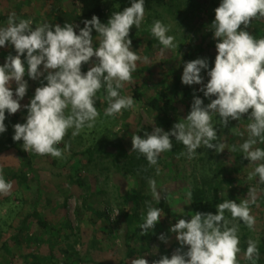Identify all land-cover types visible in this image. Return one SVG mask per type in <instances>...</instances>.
I'll list each match as a JSON object with an SVG mask.
<instances>
[{
    "label": "rangeland",
    "instance_id": "1",
    "mask_svg": "<svg viewBox=\"0 0 264 264\" xmlns=\"http://www.w3.org/2000/svg\"><path fill=\"white\" fill-rule=\"evenodd\" d=\"M71 3L0 0V16L9 15L33 32L45 28L58 34L40 40L13 23L0 26V106L11 115L20 114L16 142L32 136L56 162L39 164L41 180L51 191L47 215L53 230L42 234L34 225L20 240L19 250L10 242L11 249L0 253V263L47 261L51 243L64 264H129L127 234L138 227L130 223V196L138 194L150 200L147 215L145 210L141 215L145 226L138 233L134 264H156L159 258L169 264H248L251 251L264 244V199L244 164L251 160L259 167L264 158V0H173L120 26L84 19ZM83 48H94L116 62L146 97L163 92L172 101L173 129L183 141L179 153L168 155L156 143L165 141L156 113L132 98L124 76L113 80L116 94L95 97L89 104L81 101L91 70ZM244 55L248 71L238 76L236 67ZM28 113L44 125L37 127ZM115 135L127 148L140 145L152 152L158 166L154 181L143 185L101 160L79 174L83 191L68 192L78 155ZM3 143L1 134L0 178L20 168L19 155ZM209 144L213 168L224 165L218 172L223 192L236 203L238 227L227 233L212 228L205 235L193 220L189 191ZM233 169L236 173L230 175ZM31 192L33 186L9 201L0 199L1 233L30 212ZM161 201L169 211L158 206ZM78 207L85 211L81 223Z\"/></svg>",
    "mask_w": 264,
    "mask_h": 264
},
{
    "label": "trees",
    "instance_id": "2",
    "mask_svg": "<svg viewBox=\"0 0 264 264\" xmlns=\"http://www.w3.org/2000/svg\"><path fill=\"white\" fill-rule=\"evenodd\" d=\"M172 2L173 0H72L71 5L72 7H79L80 15L84 19H90L101 24L112 22L120 26L139 20L144 13L150 12L154 8L170 6ZM9 23H13L19 30L40 40L47 35H58L54 30L45 28L33 32L9 15L0 16V26ZM263 39L260 41L264 42ZM96 53L97 51L94 48H83L82 50L83 60L87 61L88 65L91 66V70L89 72L90 84H88L90 86L84 92L85 97L81 98V101L89 104L95 97L104 99L108 98L111 93L116 94L118 87L115 83L117 81L113 80L119 76H124L129 85L132 98L146 109L156 113L157 123L165 134V141L161 140V142L157 141L156 143L161 145V149L168 155L179 153L178 150L182 148L183 141L173 129L171 119L172 101L163 92L151 98L146 97L140 87L130 80L129 75L124 74L117 67L116 62ZM95 55L99 58L97 59ZM248 65L249 58L247 55H244L237 64V75H245L248 71ZM115 97L117 98V96ZM27 117L37 127L44 125L42 120L34 113H28ZM19 124L20 114L11 115L0 106V135L3 134L4 147L14 150L20 158V168L11 169L6 172L7 174L5 173L3 178H0V199L9 201L13 195H18V192L30 189L33 186V192L30 193V197L33 199L30 202V212L26 213L17 225L10 226V229L7 231L0 232V242H2L0 253L11 249L10 242L16 245L13 247L15 251L19 250L20 240L34 225H37L42 230V234L53 230L47 215V212L51 210V191L48 190L47 185L41 180L39 164L48 163L54 166L56 162L52 154L40 145V140L38 141L32 136H26L24 141L20 143L16 142L15 138L19 136ZM260 127L264 136V120L261 121ZM212 147L213 144H209L206 151L207 155L199 158L203 164L201 170L198 173L195 171L192 175L193 182L189 191L193 220L199 228L200 233H204L205 235L212 228H218L227 233L233 227H238L234 216L236 203L223 192V181L218 172V169H220V172L224 169V165L220 163L213 168V163L210 161V158H215ZM78 156L80 157L79 163L74 166V173L68 176L69 185H71L68 188V192L72 195H77L76 191L81 192V190H84L85 181L79 174L83 171L90 172L92 166L101 160L109 162L118 170L124 171L128 175L141 179L143 185L151 184L157 177L158 166L154 164L155 157L152 155V152L148 148L143 149L140 145L127 148L117 135L102 138ZM205 160H208L209 164H205ZM261 161L262 164L259 167L251 160H245L244 164L248 170L250 169L251 171L252 168V174H250V171L247 172V177H255L254 182L251 183L257 184L260 189V195L264 199V158ZM234 173H236L235 169L229 171L230 175ZM130 199L134 205L133 213L129 214L130 223L137 224L138 227L135 228V231L128 232L127 234L129 243L126 244V261L129 264H134L137 260L135 244L140 240L138 233L145 226L141 225L143 219L141 215H143L144 210L145 215H147L150 197H140L138 194H135L134 196H130ZM68 200L69 196L65 194L63 204L65 209L67 208ZM159 205L166 206L162 201ZM165 210L169 211L170 209L165 207ZM238 210L240 211L241 207ZM251 213L252 211L250 210L249 219L252 217ZM76 216L80 223L83 222L85 217L84 208L78 207L76 209ZM247 223L246 226L249 228L251 226L250 220ZM67 229L68 234L73 235L71 227L68 226ZM247 236L248 234L245 237L247 238ZM47 248L49 252L47 261L46 259L36 258V264H64L58 259L51 243L47 244ZM263 255L264 244H261L259 248H254L251 251L250 258L247 260L248 264H264ZM80 260L84 262V259ZM155 261L156 264H169L166 260L160 258L155 259Z\"/></svg>",
    "mask_w": 264,
    "mask_h": 264
}]
</instances>
